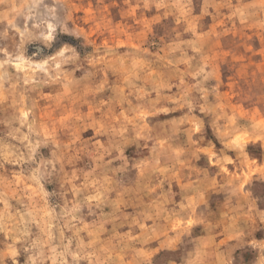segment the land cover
<instances>
[{"label": "rangeland", "instance_id": "1", "mask_svg": "<svg viewBox=\"0 0 264 264\" xmlns=\"http://www.w3.org/2000/svg\"><path fill=\"white\" fill-rule=\"evenodd\" d=\"M264 0H0V264H264Z\"/></svg>", "mask_w": 264, "mask_h": 264}, {"label": "clouds", "instance_id": "2", "mask_svg": "<svg viewBox=\"0 0 264 264\" xmlns=\"http://www.w3.org/2000/svg\"><path fill=\"white\" fill-rule=\"evenodd\" d=\"M249 15L259 16L261 19H264V6H259L256 9L251 10Z\"/></svg>", "mask_w": 264, "mask_h": 264}]
</instances>
